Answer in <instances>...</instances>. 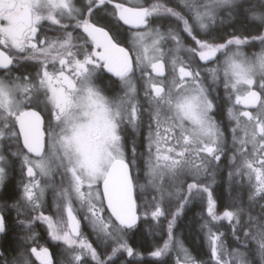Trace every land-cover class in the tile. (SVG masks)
Listing matches in <instances>:
<instances>
[{"label": "snow or ice", "instance_id": "obj_1", "mask_svg": "<svg viewBox=\"0 0 264 264\" xmlns=\"http://www.w3.org/2000/svg\"><path fill=\"white\" fill-rule=\"evenodd\" d=\"M189 205L205 260L177 233ZM174 254L264 264V0H0V264Z\"/></svg>", "mask_w": 264, "mask_h": 264}, {"label": "trees", "instance_id": "obj_2", "mask_svg": "<svg viewBox=\"0 0 264 264\" xmlns=\"http://www.w3.org/2000/svg\"><path fill=\"white\" fill-rule=\"evenodd\" d=\"M256 34L257 33H253V35H256ZM221 94H222V91H221ZM223 171H224V167H222L221 171L218 172L217 174L215 192H214V195L218 198V206H219L220 212H223L225 208L228 206L226 201L230 202L229 195H227L228 197L226 198V195L224 192L225 184H224V178H223ZM19 179L20 177L18 175L17 178H15V180L13 181V183L14 184L18 183ZM53 211H54L53 206L51 202L49 201V205H47V207L45 208V214H52ZM186 213L187 214L183 216L181 221L179 222V227L177 228L178 232L183 235V238L186 244L188 245L192 255L197 257L200 260H205L207 259V256L200 255V254L207 252L208 247H207V243L202 240L201 235L199 236L197 235V232L195 230L196 226L194 225V220H193L192 207H189L188 209H186ZM37 231H43V229L41 228V229H38ZM221 231H225V229H221ZM228 232H229V236H228L226 243L229 249L231 250L236 247V244L234 243V241L232 240L230 236V229H228ZM153 240H154V237L150 234V232L149 233L145 232L143 228L141 227V231L137 233L132 243L134 245L140 246L138 250H140L141 256L150 259V257L148 256V253L152 250ZM40 244H44L43 240L40 241ZM252 247L253 248L256 247L255 243L252 244ZM256 263L260 264V258L258 255L255 257V264Z\"/></svg>", "mask_w": 264, "mask_h": 264}, {"label": "flooded vegetation", "instance_id": "obj_3", "mask_svg": "<svg viewBox=\"0 0 264 264\" xmlns=\"http://www.w3.org/2000/svg\"><path fill=\"white\" fill-rule=\"evenodd\" d=\"M141 150H143V149H141ZM224 163H225V166H224V171H223V178H224V184H225V186H224V192H225V195H226V198L228 197L227 195H229V186H228V167H227V164H228V162H227V160L225 159V161H224ZM19 175V172H17L16 173V177L15 178H17V176ZM227 202V204H229V201H226ZM189 207H192L191 205H189L188 206V208ZM259 209L257 208L255 211H258ZM199 211H200V209H199V207L197 206L194 210H193V217L195 216V215H197L198 213H199ZM255 211L253 212V215H255ZM225 224H227V222H225ZM196 226V232H198V225H195ZM145 231V230H144ZM145 232H147V231H145ZM148 233V232H147ZM177 233L178 234H181V233H179L178 232V229H177ZM181 237H182V239H183V241H184V244H185V246L189 249V247H188V245L186 244V242H185V240H184V238H183V235L181 234ZM201 237H202V240L204 241V237L201 235ZM89 239L90 240H92V239H94V237H89ZM156 239H158V237H156ZM205 242V241H204ZM43 243H44V240H43ZM161 243H162V241H161ZM189 251H190V249H189ZM143 257V256H142ZM144 258H146V257H144ZM151 259V258H150ZM171 260H172V264L175 262V259L174 258H171Z\"/></svg>", "mask_w": 264, "mask_h": 264}, {"label": "rangeland", "instance_id": "obj_4", "mask_svg": "<svg viewBox=\"0 0 264 264\" xmlns=\"http://www.w3.org/2000/svg\"><path fill=\"white\" fill-rule=\"evenodd\" d=\"M260 44H259V42L257 41L256 42V45H255V47L253 48V47H246L245 49H244V51L246 52V53H248L249 55H251V54H253V53H258L259 51H260ZM17 172H18V170H17ZM49 201L51 202V204L53 205V200H52V193L51 192H49L48 194H47V196H46V207H47V205H49ZM54 210V209H53ZM174 210V209H173ZM245 218H247V217H245ZM150 223L151 224H155V222L154 221H150ZM166 223V222H165ZM141 227L143 228V230H145V231H147L148 233H149V225L148 224H142L141 225ZM85 231H86V233H90V229H88V228H86L85 229ZM230 250V249H229ZM172 258H174L175 260H176V256H175V254L172 256ZM173 264H175V262L173 263ZM257 264V263H256Z\"/></svg>", "mask_w": 264, "mask_h": 264}]
</instances>
